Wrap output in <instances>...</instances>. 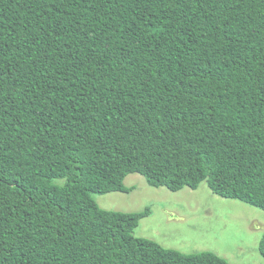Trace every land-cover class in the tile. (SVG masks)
<instances>
[{"label":"trees","instance_id":"16d2710c","mask_svg":"<svg viewBox=\"0 0 264 264\" xmlns=\"http://www.w3.org/2000/svg\"><path fill=\"white\" fill-rule=\"evenodd\" d=\"M133 173L264 210V0H0V264H231L94 199Z\"/></svg>","mask_w":264,"mask_h":264},{"label":"rangeland","instance_id":"374dc122","mask_svg":"<svg viewBox=\"0 0 264 264\" xmlns=\"http://www.w3.org/2000/svg\"><path fill=\"white\" fill-rule=\"evenodd\" d=\"M131 192L93 194L107 210L139 212L151 207L141 219L136 237L152 239L183 253L212 251L231 264H264L259 251L264 234V210L243 201L221 197L206 181L197 189L171 191L153 187L138 173L127 176Z\"/></svg>","mask_w":264,"mask_h":264}]
</instances>
